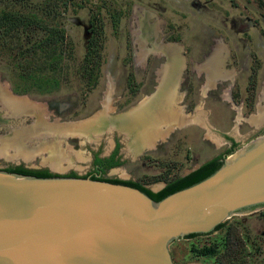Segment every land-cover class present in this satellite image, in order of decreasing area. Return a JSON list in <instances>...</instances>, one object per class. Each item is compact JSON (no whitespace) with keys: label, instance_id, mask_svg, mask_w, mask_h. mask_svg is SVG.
Masks as SVG:
<instances>
[{"label":"rangeland","instance_id":"obj_1","mask_svg":"<svg viewBox=\"0 0 264 264\" xmlns=\"http://www.w3.org/2000/svg\"><path fill=\"white\" fill-rule=\"evenodd\" d=\"M75 3V10H69L63 24L71 44L65 52L66 69L58 88L49 93H15L13 83L21 80L19 70L8 57H0V94H4L0 96V168L24 165L60 175L89 173L94 168L93 153L107 154L114 145V128H100L107 119L134 110L151 97L162 69L161 90L172 75L177 53L185 63L180 67L178 60L181 75L177 90L182 94L178 93L172 105L184 112L189 105L187 114L193 117L192 122L165 132L158 139V149H148L146 155L108 170L105 177L141 181L156 192L165 186V178L183 175L218 153L229 148L236 152L264 136V0ZM92 17L98 20L102 57V74L96 86H90L78 70L87 50ZM218 43L224 47V70H231L232 77L223 71L218 78L209 76L205 69V61ZM217 49L221 51L220 45ZM220 60V55L213 59L218 64ZM186 87L189 92L183 101ZM165 99L158 104H168L169 98L168 103ZM9 101H18L23 107L11 108L6 104ZM164 116L159 117L166 120ZM89 129L94 130L90 138L72 134ZM143 132L150 142L151 129ZM133 142L138 143L139 137ZM56 153L60 154L58 164L51 161ZM252 212L255 210L242 211L226 220V234L222 231L175 240L170 245L175 263L264 264V213ZM225 235L227 246L223 248L220 237ZM246 237L247 244L242 241ZM215 245L218 253L212 257L192 251Z\"/></svg>","mask_w":264,"mask_h":264},{"label":"water","instance_id":"obj_2","mask_svg":"<svg viewBox=\"0 0 264 264\" xmlns=\"http://www.w3.org/2000/svg\"><path fill=\"white\" fill-rule=\"evenodd\" d=\"M157 93L107 119L100 130L111 125L139 131L136 110L152 108ZM167 109L160 108L163 114ZM180 113L182 121L169 123L149 115L151 124L166 123L169 132L192 122L191 115ZM74 133L90 138L94 130ZM263 203L264 136L226 156L210 175L158 201L134 186L91 176L40 177L0 168V264H176L170 250L175 240L211 233Z\"/></svg>","mask_w":264,"mask_h":264},{"label":"trees","instance_id":"obj_3","mask_svg":"<svg viewBox=\"0 0 264 264\" xmlns=\"http://www.w3.org/2000/svg\"><path fill=\"white\" fill-rule=\"evenodd\" d=\"M73 7L75 10V0H0V57H8L19 70L21 80L13 83L15 93L26 94L34 91L49 93L59 87L60 76L66 69L64 66L65 52L71 44L63 24L67 13ZM97 21L95 17H92L89 22L90 36L87 50L78 67L80 74L90 86H96L102 74ZM233 152L234 148L216 155L188 174L178 175L171 179L165 178V186L156 192L143 182L132 179L103 176L92 178L134 186L158 201L210 175L223 164L225 157ZM94 164L102 165V159L96 157ZM120 165L122 162L114 161L112 158L110 163L104 167V173L109 168ZM6 170L40 177L60 175L48 169H30L24 165L9 167ZM66 176L78 175L72 173ZM224 224L222 223L217 228ZM198 235L200 234H192L187 238ZM192 251L201 256L212 257L218 253V247L216 245L203 248L194 247Z\"/></svg>","mask_w":264,"mask_h":264},{"label":"flooded vegetation","instance_id":"obj_4","mask_svg":"<svg viewBox=\"0 0 264 264\" xmlns=\"http://www.w3.org/2000/svg\"><path fill=\"white\" fill-rule=\"evenodd\" d=\"M220 45V47H221V51L219 52L218 51V46ZM215 49H214V51L212 52V56H211V58L209 57L208 59H207V61H205L206 63H207V65L205 66V69L207 70V73L209 74V76L212 74V75H214V77H216V76H219V75H222L223 74V72L225 73V75H227L228 77H232V71L230 70V71H228V72H225V70H224V47L221 45V43H218V45H215V47H214ZM220 55V57H221V60H220V62H219V64L216 62V61H213V59L215 58V57H217V56H219ZM179 56L181 57V54L180 55H177V57H178V59H179ZM175 58H176V56H174V62L177 60L178 61V59H176L175 60ZM182 59H183V57H182ZM212 60V61H211ZM176 61V62H177ZM211 61V62H210ZM184 62V61H183ZM210 62V63H209ZM185 63V62H184ZM162 70V69H161ZM161 70H160V72H161ZM175 71V73H174V77H172V79L168 82V84L166 83V85H167V88L169 87L170 88V90H169V94H171V97L170 98H172V99H174V98H177V95H178V93H180V94H182L181 93V91H178L177 90V88L179 89V86H180V83H179V78H180V75H179V70H178V72L176 71V69L174 70ZM221 71H223V72H221ZM160 72H159V78H160V81H159V85L157 86V89H156V92L157 91H159L158 90V87L160 86V85H162V83H161V75H160ZM213 78V77H212ZM216 78H218V77H216ZM214 79L215 78H213L212 80H211V82L213 83V81H214ZM164 84V83H163ZM165 85V84H164ZM165 86H161V90H162V88H164ZM181 87H182V85H181ZM186 89V93H185V95H184V97H183V101L184 100H186V97L188 96V92H189V88L188 87H186L185 88ZM154 94V93H153ZM190 106L189 105H187V106H185V112L183 111L184 109H182V110H180V111H183L185 114H187V112H189L188 111V108H189ZM115 130V136H114V145H113V147L111 148V150L109 151V153H107V154H102V152H100V151H96V152H94L93 153V165H94V168H93V170L92 171H90L89 173H87V174H85V175H80V174H78V173H76V172H70V173H68V174H66V175H70V174H72V173H74V174H76V175H78V176H91V177H105V174L106 173H104V167L106 166V165H108L109 163H110V160H112V158H113V160L114 161H119V162H122V165L124 164V163H126V162H128L129 161V159L131 160H133V159H135L136 157H141V156H143V155H146V152H140V151H135V152H133V153H131V154H129V151L127 150V145H128V141L130 140V137H126V135L123 133V132H120L119 130H117V129H114ZM166 132H168V131H166ZM157 132H151V136H153L154 134H156ZM121 137V139L119 138V137ZM122 138L125 140H122ZM158 142H157V148L156 149H158ZM236 143L234 142L233 143V145H235ZM232 149V148H231ZM223 153H226V152H223ZM128 155H130V156H128ZM99 158V159H102V165H95L94 164V162H95V158ZM145 165V164H144ZM103 166V167H102ZM121 166V165H120ZM116 167H118V166H116ZM112 168H115V167H111V168H109L108 170H110V169H112ZM107 170V171H108ZM106 171V172H107ZM152 190V189H151ZM161 190V189H160ZM246 210H250V211H254L255 210V212H263L264 213V203L263 204H260V205H256V206H252V207H250V208H247V209H243V210H241L240 212H242V211H246ZM255 212H252V213H255ZM235 216V215H234ZM233 217V216H232ZM231 217V218H232ZM230 219V218H229ZM225 224L223 225V226H221L220 228H217L215 231H213V232H211V233H208V234H205V235H209V234H212V233H214V232H222V231H225L227 228H228V226H229V223H227L226 221L224 222ZM225 234H226V231H225ZM221 238V242H220V244H219V246H223V248H225L226 246H227V239H228V236H221L220 237ZM247 240H248V238L246 237V238H244L242 241L244 242V243H246L247 244ZM252 241H250V244L252 245ZM251 245H249L248 247L249 248H251ZM208 257H210V256H208ZM220 264H223V263H220ZM229 264H238V263H232V262H230Z\"/></svg>","mask_w":264,"mask_h":264},{"label":"bare ground","instance_id":"obj_5","mask_svg":"<svg viewBox=\"0 0 264 264\" xmlns=\"http://www.w3.org/2000/svg\"><path fill=\"white\" fill-rule=\"evenodd\" d=\"M173 50V49H172ZM170 53H171V51H170ZM175 55V54H174ZM177 55H180L179 53H177ZM175 60H176V58H175ZM179 61H180V67L183 65V59H182V57H180L179 56V59H178ZM177 65H175V67H176ZM169 67H170V65H169ZM168 68V67H167ZM163 69H166V67L165 68H163ZM175 69V68H174ZM173 73V72H172ZM169 74V73H168ZM180 75V74H179ZM170 77V76H169ZM166 82V81H165ZM171 82V81H170ZM166 83H168V82H166ZM166 85V84H165ZM167 86V85H166ZM167 88V87H166ZM166 88L165 89H163V90H159V91H157L158 93H157V95H155V103L154 104H152V108H144V109H139V110H136V112H137V114H136V117H137V119H139L140 121H143L142 122V125H141V130H145L146 128H148L149 126H147V120H151L150 118H151V116L149 115L150 113H152V114H154V116H157L159 119H160V117L158 116L159 114H161L162 112L160 111V108H158L157 107V103H159L161 100V98H164L165 99V94H167L166 96L168 97H171V94H169L168 92L166 93L165 91H166ZM3 96H4V94L3 93H1ZM0 94V96L2 97V95ZM6 97V96H5ZM1 100V99H0ZM164 102H166V103H168V101H167V99H165V101ZM173 99L172 98H169V105H170V110H169V108L165 111V112H167V114H168V112H169V114L171 113V115L172 116H169V115H165L164 117L166 118V120L168 121H171V122H176V121H181L182 119H180V117H181V113L178 111V113L177 112H175L176 111V109H175V107H173ZM5 104V103H4ZM6 104L8 105H10V107L11 108H14V109H16V110H19L20 109V107H23V106H21L19 103H18V101L17 102H14V101H9V102H6ZM167 104V105H168ZM166 105V106H167ZM166 106H164V107H166ZM173 113V114H172ZM179 114H180V116H179ZM161 116H162V114H161ZM128 117H130V116H127V118ZM133 117H135V116H132L131 118H133ZM156 117V118H157ZM149 133V132H148ZM140 138H142V136H140ZM40 140V139H39ZM23 150V149H22ZM23 154H27L28 155V153H26V151H24L23 150ZM59 160H60V154H57L56 153V155H55V157H52L51 158V161L53 162V163H55V164H58L59 163Z\"/></svg>","mask_w":264,"mask_h":264},{"label":"crops","instance_id":"obj_6","mask_svg":"<svg viewBox=\"0 0 264 264\" xmlns=\"http://www.w3.org/2000/svg\"><path fill=\"white\" fill-rule=\"evenodd\" d=\"M177 61V60H176ZM175 61V63H176V71L178 72V68H179V61H177L176 62ZM174 68H175V65H174ZM175 69H173V73H172V75L170 76V77H167L168 78V82L172 79V77H174V73H175V71H174ZM168 84V83H167ZM167 86L165 85V87L164 88H162V90L163 89H165ZM169 90H170V88L168 87V88H166V93L167 92H169ZM160 92V91H159ZM165 95H167V94H165ZM168 98H170L169 96H168ZM167 98V99H168ZM164 105H167V104H163V105H161V104H158L157 103V107L158 108H165L164 107ZM167 107L169 108V110H170V105L168 104L167 105ZM161 111V110H160ZM164 111V110H163ZM166 111V110H165ZM175 112H177L178 113V111L176 110ZM167 113V112H166ZM162 115H166V114H163V113H161ZM161 114H159L158 116H161ZM173 114V113H172ZM167 115H169V116H172L171 115V113L169 114V112H168V114ZM179 116H180V114H179ZM137 120H139V119H137ZM143 122V121H142ZM147 126H149V128L151 129V131L152 132H156L155 131V129H157V130H159L160 131V133H156V134H154L152 137H151V133H150V135H149V138H148V140L151 138V141L150 142H147L146 141V139H147V135H146V133H145V136L143 135L144 134V132H143V130H139V131H135V130H129V129H126V130H122V129H118V128H114V129H117V130H119L120 132H123L125 135H126V137H130V140L128 141V145H127V150L129 151V154H131V153H133V152H135V151H140V152H147V150L148 149H153V148H157V142H158V139H159V137L161 138L162 136H163V134L166 132V131H164V127L166 126V123L165 124H161V125H159V126H156V125H153V124H151V121L150 120H147ZM139 134V136H142V138H140L139 137V142L138 143H134L133 141L135 140L133 137H134V135L135 134ZM132 146H134L135 147V149H133L132 148ZM137 147V148H136ZM231 148H229V150H230ZM219 154H221V153H218V154H216V155H219ZM216 155H214V156H216ZM213 156V157H214ZM212 158V157H211ZM210 158V159H211ZM209 160V159H208ZM207 161V160H206ZM205 162V161H204ZM204 162H202V163H200L198 166H196L195 168H193V169H191L189 172H191L192 170H194V169H196V168H198L201 164H203ZM189 172H187V173H185V174H188ZM185 174H183V175H185Z\"/></svg>","mask_w":264,"mask_h":264}]
</instances>
